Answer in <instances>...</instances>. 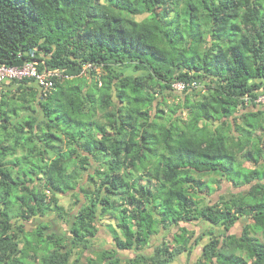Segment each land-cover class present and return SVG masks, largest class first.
I'll use <instances>...</instances> for the list:
<instances>
[{"label":"trees","instance_id":"16d2710c","mask_svg":"<svg viewBox=\"0 0 264 264\" xmlns=\"http://www.w3.org/2000/svg\"><path fill=\"white\" fill-rule=\"evenodd\" d=\"M32 59L68 77L48 94L15 79L1 95L0 264H82L73 249L99 225H110L116 248L83 264H122L118 250L179 226L153 256L125 263L169 264L191 252L181 223L198 218L226 233L188 264H264L250 229L228 233L242 217L264 233V109L249 106L264 92V0H0V63ZM87 63L104 64L100 79L83 73ZM179 81L184 97L168 113L164 94ZM208 174L249 190L198 205L195 194L212 191ZM68 192L80 205L70 239L47 222L25 230L52 211L69 221L59 196Z\"/></svg>","mask_w":264,"mask_h":264},{"label":"rangeland","instance_id":"374dc122","mask_svg":"<svg viewBox=\"0 0 264 264\" xmlns=\"http://www.w3.org/2000/svg\"><path fill=\"white\" fill-rule=\"evenodd\" d=\"M147 14V13H146ZM146 14L137 16L138 19H142L146 16ZM174 14V11L173 13ZM124 73L128 74H135L140 75L143 72H133V68H125L123 69ZM199 87V88H198ZM195 91V100H202L204 99V94L207 92L206 89L203 88V86H198ZM175 90H167L166 94V100L167 105L164 107L169 113V105L178 104L181 103V99L184 97V94H182V91L178 89L176 86H174ZM192 92V90H190ZM1 98V96H0ZM119 102L118 100H116ZM257 107H253L252 103L249 105L252 110H258V109H264V102H256ZM38 116L44 117L41 113H36ZM100 115V114H99ZM238 115V114H237ZM182 118H186V114L182 116ZM240 123H243V120H239ZM256 134H261L260 131H257ZM263 160L260 162V165L263 164ZM95 167V166H94ZM94 167L91 168L90 171H93ZM86 176V175H85ZM205 182H208L212 185V191L209 195L201 194L197 192L195 194L196 200L198 201V205H206V204H215L221 200V197L224 195H227L230 197V194L232 193H239V192H245L247 193L249 190L248 185L244 186H235L232 181L219 176L217 174H208L204 177ZM146 180L142 181L145 182ZM89 189L91 187L89 186ZM60 202L63 204L68 211H70V215L68 217L69 221L62 220L57 212H49L45 216H37L33 217L31 221L24 222L25 224V230H34L38 225H40L42 222H47L50 225V228L52 231H55L59 233L60 235H63L66 238H71L70 234V227L72 222L74 221V215L77 213V209L80 207V205H75V197L71 194V192H68L66 194H60ZM83 198V197H82ZM82 202H85V198L82 199ZM80 203L81 205L83 203ZM108 216H106L107 219ZM105 219V220H106ZM110 220V219H109ZM107 219V222H111L112 226L115 228L117 227V220L115 218H111L109 221ZM253 220H250L248 218L242 217L240 218L236 224L231 228V230L228 233H234L237 235H242L243 232L246 229H250L251 235L255 236L259 239L260 242L264 243V233L262 231H253L251 229L250 224H252ZM108 225V227L104 225H99V232L98 234L93 238L91 244L88 245L87 248L81 246L73 249V255L71 256V262H74L75 259H79V263H85L89 257L97 256L100 253H102L103 249H114L116 246L114 245V240L112 237V234L115 233ZM181 226L187 227L189 230V234L191 235V252L185 251L182 254H179L175 257L173 261H171L169 264H188V263H196L199 259H201L203 251V245H205L211 238L213 234L216 235H223L226 233V230L223 226L220 225H213L211 222L204 220L203 218H198L191 222H183L181 223ZM180 227L179 226H172L169 227V230L163 231V233L160 235H153L152 244H158L159 240L162 238V235L170 236L171 233L179 232ZM174 234H171L173 236ZM151 237V238H152ZM65 238V239H66ZM170 239V237H169ZM151 240V239H150ZM198 240V243H197ZM66 241V240H65ZM64 243V241H63ZM72 245L69 244L68 247H71ZM118 255L122 258V264L125 261V259H130V257H136L135 252H123V250H118ZM249 263L252 262V259L248 260ZM28 264H40L39 261H33L32 259H29ZM207 264H213L209 261H207Z\"/></svg>","mask_w":264,"mask_h":264},{"label":"built area","instance_id":"2783aa9c","mask_svg":"<svg viewBox=\"0 0 264 264\" xmlns=\"http://www.w3.org/2000/svg\"><path fill=\"white\" fill-rule=\"evenodd\" d=\"M42 62L32 59L25 62L23 65H9L6 63H0V83H3L7 80H23L31 79L33 82H36L41 91L44 94L51 93L56 88V79L57 78H66L65 74L60 69H40L39 65ZM104 64L94 65L93 63H87L84 65V74H88L90 70L96 69L95 77L100 79V76L103 74ZM99 85H102V82H99ZM199 82L195 81L192 83L193 87H198ZM178 89L184 90L187 87V84L179 81L174 84ZM250 103L251 100L247 97V103ZM255 102H264V92H260Z\"/></svg>","mask_w":264,"mask_h":264},{"label":"crops","instance_id":"0c3cea01","mask_svg":"<svg viewBox=\"0 0 264 264\" xmlns=\"http://www.w3.org/2000/svg\"><path fill=\"white\" fill-rule=\"evenodd\" d=\"M5 83V84H4ZM10 83V80H7V81H5V82H3V83H0V96L2 95V94H4L6 91H8L9 90V88H12V87H17V85L15 84H11ZM30 85H32V86H34V87H36L37 89H39V90H41V88H40V86L36 83V82H32ZM163 231L164 230H162L161 232H159V234L161 235L162 233H163ZM155 235H158V234H155ZM164 236L165 235H162V238L159 240V242H158V244L156 245H154V244H152V239H153V237L152 238H150L151 240L149 241V243H147V245L146 246H144L143 248H141V249H133V250H123V252H126V253H129L130 251L131 252H135L136 253V257L137 256H139V255H144V256H153V254H154V252H155V249L157 248V246L159 245V244H161L162 243V241H163V239H164ZM136 257H130V259H132V258H136ZM130 259H125V261L123 262L124 264L127 262V261H129Z\"/></svg>","mask_w":264,"mask_h":264}]
</instances>
